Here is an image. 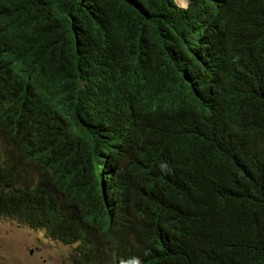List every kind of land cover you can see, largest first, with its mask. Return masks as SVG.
<instances>
[{
    "label": "trees",
    "instance_id": "1",
    "mask_svg": "<svg viewBox=\"0 0 264 264\" xmlns=\"http://www.w3.org/2000/svg\"><path fill=\"white\" fill-rule=\"evenodd\" d=\"M0 127L73 264H264V0H0Z\"/></svg>",
    "mask_w": 264,
    "mask_h": 264
},
{
    "label": "rangeland",
    "instance_id": "2",
    "mask_svg": "<svg viewBox=\"0 0 264 264\" xmlns=\"http://www.w3.org/2000/svg\"><path fill=\"white\" fill-rule=\"evenodd\" d=\"M177 2L183 4V1ZM8 144L0 131V152H6L10 148ZM12 155L16 159L17 152L13 150ZM73 247L75 245H65L50 238L45 229L0 217V264H73Z\"/></svg>",
    "mask_w": 264,
    "mask_h": 264
},
{
    "label": "clouds",
    "instance_id": "3",
    "mask_svg": "<svg viewBox=\"0 0 264 264\" xmlns=\"http://www.w3.org/2000/svg\"><path fill=\"white\" fill-rule=\"evenodd\" d=\"M179 1H183V4L180 5V4H178L177 0H174V2H175L179 7H181V8H187L188 4H190V0H179ZM0 131L6 136L8 142H9L8 145L10 146V148H8L6 152H7V153H10V154L12 155V151H13V150L16 151L17 148L12 144L10 138H9L8 135L2 130L1 127H0ZM12 157L14 158L13 155H12ZM14 160H17V157H16V159H14ZM22 163H24V162H23V161L21 162V167L24 168V173H25V174H26V173H30V166H31V165H30V164H26V163H24L25 166H22Z\"/></svg>",
    "mask_w": 264,
    "mask_h": 264
},
{
    "label": "bare ground",
    "instance_id": "4",
    "mask_svg": "<svg viewBox=\"0 0 264 264\" xmlns=\"http://www.w3.org/2000/svg\"><path fill=\"white\" fill-rule=\"evenodd\" d=\"M112 150H113V149H112ZM110 151H111V150H110ZM110 151H109V152H110Z\"/></svg>",
    "mask_w": 264,
    "mask_h": 264
}]
</instances>
